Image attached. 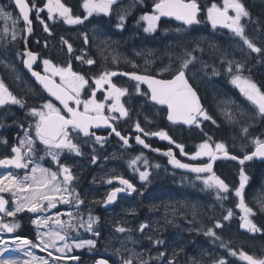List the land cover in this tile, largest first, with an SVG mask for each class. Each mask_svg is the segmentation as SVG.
<instances>
[{"label": "flooded vegetation", "instance_id": "af4514ba", "mask_svg": "<svg viewBox=\"0 0 264 264\" xmlns=\"http://www.w3.org/2000/svg\"><path fill=\"white\" fill-rule=\"evenodd\" d=\"M0 1L3 2L6 0ZM9 1L10 7L17 13L21 21L18 12L15 10L13 1ZM120 1L122 0H118L115 4L119 3ZM28 2L30 5L34 3L36 8L31 11L30 20L32 21L33 31L27 39V47L32 52L37 54V61L33 66V70L44 75L45 66L43 61L45 59L52 61L53 65L59 64V66H62L68 64L69 52L66 49L67 45L63 42L62 43L66 49L65 52H56L54 48L56 43H54L52 40V38H54L53 33L49 32V28V31L47 32L44 30L45 24L47 25L48 23H51V19L48 17L47 9L44 8V5L47 3L46 0H28ZM240 2L245 5L247 11H250V19L243 18L242 23L247 27L250 26L252 35H255V38H251V41L257 47L261 48L262 52L259 54L251 52L247 46L243 44V41L239 43L237 47H230L227 49H204L202 54H198V50H191V52H193L192 56L195 57V59L190 64L189 69L186 72V76L189 80V83L198 93L204 106L203 108L206 110L207 114L212 117L211 120H205L203 117H201L199 126L195 124L194 125L201 128L202 121H209L208 124L210 125L212 132L224 130L232 137L244 134L253 136L254 138H264V116L259 114L256 107L240 91V88L231 82L232 76L235 73L233 72L230 74L228 72L227 61H239L244 65V71L242 75L255 83L261 91H264V0H240ZM197 3L201 7V11L198 14V20L200 21L199 23L185 26L173 20L164 21L160 19V25L165 26V31L169 29L170 25L179 27L182 26L184 28L191 29V44H187L185 41L180 42V44H187V46L190 47L191 45L193 47L194 44H198L201 36L206 37V35L209 34H212V38L217 39L218 41L219 37H222L224 41L228 40L226 36L229 35L231 31L222 26L213 28L211 22H208L207 20V8L205 2L203 0H197ZM146 6L149 5L146 4ZM37 9H43V11L38 12ZM146 9L149 10L148 8ZM229 15H234V12L229 10ZM41 21H43V23ZM100 24L103 23L100 22ZM21 25L24 27L22 23ZM103 25L104 30L107 29V35L110 37L113 36L114 34H111L113 32L108 29V27H105V23ZM65 30L69 33L68 36L66 33L63 34V39L67 40L68 43L70 40L76 39L79 47V50L73 51L71 53L78 52V56L82 57V60H84L86 45L84 44V39L82 36H87L90 44L94 43L89 45V47L93 49L95 47V42L93 39L94 34L87 33V27L84 23L67 27ZM143 36L144 35H142V37ZM167 37L174 41L177 40L173 36ZM167 37L165 34H160V40H162L163 43ZM60 44L61 42L58 41V45ZM127 45H129L127 47L130 48L132 45H137V43L134 44L127 42ZM166 45H169V42ZM173 47L174 48H170L167 46L163 47L162 49H158V51H162V54L157 59H153V61H151V58L144 59V57L136 59L137 61L130 60V62L135 65L126 66V68L124 67L121 70L124 73L135 72L161 79H171L175 74V71L178 69L182 59L188 58L185 55V52L190 48H182L179 46V43L173 44ZM24 50L25 44L23 42V38H19L17 42H14L13 45H0V60L5 61L7 64L12 66V68H6L4 63H0V79H3L9 90L19 99H21L25 105L24 107L12 104L0 106V159L11 158L15 155L12 152V148L14 146H20V140L25 138V130H28L35 139L34 127L30 129L29 126L34 125L38 117H33L30 114V109L34 107L39 108V106L50 99L45 94L43 89L31 78L30 74L24 69ZM92 57L93 56H90V58ZM108 59L109 65L95 64L89 67H86V64L79 59V69L76 71L82 75H87L90 79L93 72L98 70L100 65L102 66L98 71L99 74L105 71V67L108 68V70L110 69L109 71H112L114 68L117 69V65L113 63L112 58L109 56ZM96 60H99L100 62L101 58L96 56ZM72 66L74 69H77V67H74V65ZM122 77L124 78V83L122 82L119 84L116 80L117 76L112 78V82L128 89V94L124 97H121V102L123 101L122 103L126 104L131 103L135 105V107L129 112L130 116L119 119L114 123L113 126L121 133V135L128 138L129 145H124L123 142L120 141L113 133L110 135L111 128H106L103 126L100 128L93 127L91 129V131H93L96 136L106 137L103 146L98 143H94V138H85L82 134L79 137H74L73 142L80 145L82 154L76 155L75 153H69L65 150L60 155L59 163L70 167L73 176L76 178L72 182L71 188L74 189L76 193H79V198L83 201V204L77 206L75 202L71 204H64L61 202L58 203L55 208L49 209L47 212H41L39 215L46 217L49 215L54 216L56 213H62L64 215H61L60 219L67 221L69 217L66 215V213L71 212L74 217L78 215L84 220H87L88 214L90 212L93 217L99 218L98 223L93 226L94 230L99 232V236H95L93 233L87 232L84 228L74 230L70 233V241L71 239H92L96 241L95 246L91 248L85 246L84 248H80L78 250H75L73 247L72 251L66 254V257L77 255L75 257L78 259L73 260L66 258L58 261L57 264H98L99 259H105L111 264H120L114 255L116 250L112 248H115L116 245L119 247L118 241L119 237H121V234L122 236L128 235L131 239L134 238L136 243L140 242L142 244V248L145 251V256L148 258L151 257L153 262L156 261V257L153 256L154 254L152 253L156 252L157 254H165L163 256V261L172 260L173 264H188L187 256L192 255L191 253L193 250L191 249L190 245H185L184 250H186V252H181L179 249H177L175 246L178 244L177 237L179 233L184 232V236L186 238L188 235L191 240H194L197 238V230L193 229L190 232H186V230L181 229L180 225L175 224L178 219L181 222V214L176 209V201L171 203V200L169 199L168 202L170 203V209L178 218L169 225L156 226L158 229L153 230L151 243V239H149V237H151V234L149 235V229L154 226L149 223V178L145 182L141 181L139 178L140 170L136 171L134 168L131 169L127 166V162L136 156H139L140 153H142V156L144 157L143 148L138 146L134 140L137 134L143 137L145 141L150 144H152V141H155L154 139H157L160 142L163 141L171 145V143L165 139H162L160 136H145L144 133L137 132L130 128L133 123L131 118H137L148 123L152 122V124L164 120L167 124L169 123L166 118L167 110L164 107H158L150 101L149 92L143 83H140V91L137 92V82L128 76ZM55 79L57 83H59V77H55ZM90 84L93 85L91 80ZM144 93H147V95ZM97 95H101V92L97 91ZM135 96L136 98H134ZM81 99L84 100V97H81ZM52 101L56 107L61 108L62 111H64L57 102L54 100ZM225 104L226 106L228 105V107L229 104H233L230 107V111L228 108L224 107ZM80 107L82 111L83 106L81 105ZM106 109L104 110V115H109ZM226 113H231L235 119L230 121L226 117ZM112 115L117 114L115 113ZM213 121H215V123H213ZM21 125L23 127H21ZM176 125L178 126L176 129L178 132L183 133L182 131L187 129L180 124ZM244 128L248 129L247 133L243 131ZM148 129L149 128L147 125L145 132L153 133V131L149 132ZM178 143L183 145L181 142ZM172 145L168 148H174L177 157H183L176 146ZM34 148V153H28L27 146L22 148V152L30 155L36 164H39L44 168H48L51 171H58L57 163L53 161L50 156L45 154L46 148L42 143L37 140ZM253 148L254 145L251 146L247 152L250 153ZM93 149H95V151H93ZM184 152L189 154L185 149ZM93 155L97 157L95 163L92 162ZM40 157H43V159H40ZM183 158L189 162L193 161L185 157ZM164 160L166 162V159ZM194 162L201 163L198 161ZM220 163L221 162L219 161L215 164L214 173L229 185V191L227 193H221V196L225 198L220 199V209L217 208V205L211 206L210 202H208L209 204L207 206H209V210L210 208H213V210L210 211V215L215 216L213 219L218 220L223 225V227L217 230L216 233L218 237H222V242L226 246L222 247V243H218V241H220L219 239L215 240L213 237L208 236L209 250L206 264H214V262H217L221 259H223L226 264H248V262L243 260L239 255L241 251L253 256L256 259H264V211H261V205H264V194H260L261 191L264 192V183H262L264 181V175H262L264 173V160H252L251 162L247 163V166L253 164L252 167L254 171L252 176H248L246 170H244L245 175L248 177V180L245 183V188L243 189L245 203L249 207L253 208L255 212V215L250 216L249 219H251L253 223H255L260 229V231L255 233L248 232L246 229L241 228V224L244 221L240 218V215H242L243 211L240 208L236 210L238 215L234 216V220L231 221L230 219H223V217L227 215L228 212V199L231 188L228 180H226V178L221 175V173L223 175L229 174V168L224 166L225 164L221 163V173H219L217 168L219 167ZM137 165H139V162ZM144 170L142 169V171ZM8 172H11L17 177H23L26 172L31 174V166L28 169H16L14 166H0V175H5ZM116 177H123L124 179L129 180L135 186L136 191L122 192L118 194L115 201L105 205L103 201L106 199L107 194L111 192L113 188L122 187L119 181L115 179ZM239 177L237 178L238 183H240ZM258 177L260 178L259 180ZM109 179H112L113 181L111 184L107 182ZM170 181L172 182V180ZM237 187H239L238 184ZM256 193H259V196L257 195L255 197ZM210 194L211 195H207L208 197L206 200L211 199L210 201L213 202L214 197H217V192H210ZM0 195H2L4 199L8 201V204L5 206L6 209L9 211L13 210L15 207V198L13 197L12 193L5 192L0 193ZM193 195H197L196 191L193 192ZM252 195L254 198L250 197ZM201 197L205 199L204 195H201ZM137 200H139L138 210H135L132 214L126 213L124 211L125 207H131L134 202L135 205H137ZM0 217H3L5 223L11 224L14 222L19 225L13 233H0V236L9 241V250L0 255V258H8L11 256L20 260L21 262L26 260L30 261L31 258L28 260L25 255V251L28 249L17 248L15 245L11 244V240L15 236H20L37 243V228L34 224H32V220L37 218V214L30 213L27 209H25L23 212L17 213L15 217H6L3 213H0ZM113 220L114 223L116 222L117 226L119 225L125 227L128 229V231L124 233L117 232V235L113 236L110 231V225ZM128 220L130 221V225H127ZM142 223H147L149 225V227L146 228L144 232L139 231V226ZM47 230L48 229L44 227H41L40 229L41 232ZM155 240L163 241V243L155 244L153 243ZM193 242L198 241L195 240ZM0 247H2V245H0ZM160 247L163 248L160 249ZM32 249L33 248H31V251ZM50 251L53 252V249ZM232 251L236 252V255H232ZM47 259L51 264L53 257L47 256ZM119 260L122 261V258Z\"/></svg>", "mask_w": 264, "mask_h": 264}, {"label": "snow or ice", "instance_id": "6c2138e0", "mask_svg": "<svg viewBox=\"0 0 264 264\" xmlns=\"http://www.w3.org/2000/svg\"><path fill=\"white\" fill-rule=\"evenodd\" d=\"M117 2V0H83V8L91 16L93 13H105L110 12L111 7ZM15 5L19 9L20 18L26 25L27 31H32L30 20V12L36 8L33 3L31 6L27 0H15ZM47 9L49 19H53L55 15H58L68 25H77L83 23V19L80 16H74L72 9L66 6L62 0H47L44 5ZM229 10L234 12V15H229ZM37 11H43V9H37ZM201 11L200 5L197 0H157L154 4L153 14H145L141 17L142 20L147 21L148 27L144 30L146 32L154 31L156 29V22L161 16L174 17L178 21H182L184 25L197 24L198 14ZM0 17L4 20L12 21V39H16L15 25L17 20L14 19L11 13L5 12L3 8H0ZM243 18L250 19V13L246 10L245 5L240 0H223V7H219L216 3H212L207 8V19L211 22L212 27L216 28L218 25L229 29L236 37H239L243 41V44L254 53H261L262 49L257 47L246 35L245 25L242 23ZM120 20H124V16H120ZM43 23V21H41ZM44 30L49 31L48 26L45 24ZM9 29L5 27L4 32L7 33ZM62 42L67 45V51L71 53L73 51L72 45L67 40L61 38ZM85 42L87 38L85 37ZM27 59L23 62L25 66L31 70L32 63L37 59V56L32 52H27ZM187 59H182L178 69L171 79H157L150 75H140L135 72L122 73L124 76L130 77L136 81V91H140V83H146L150 90V99L159 105H166L168 108V120L172 122H182L186 125L199 126L200 118L205 120H211L206 110L200 103V99L193 89L192 85L186 76V72L189 69L190 64L195 57L189 52H185ZM82 60V57H77ZM179 59V57H178ZM83 63L93 65L95 61L93 59L82 60ZM0 63H4L6 68H12L11 65L5 61L0 60ZM228 72L235 73L232 76V83L240 88L243 95L256 107L259 114L264 116V91H261L255 83L250 79L242 75L244 71V65L239 61L228 60ZM45 66V74L41 75L39 72L32 71V75L43 86L51 97L59 101L62 105L61 108L56 107L51 99L43 103L40 108H31L30 114L33 117H38L34 125H30L29 128L34 127L35 139L32 137L28 130H25V138L20 140V146H14L12 152L15 154L11 158L0 159V166H14L16 169H28L31 166V174L25 173L23 177H17L11 172L5 175H0V193L11 192L15 198V207L9 211L6 209L8 201L0 195V213H3L6 217H15L17 213L23 212L27 209L30 213L37 214V218L32 220L37 228V241L33 242L30 239L15 236L11 240V244L17 248L28 250L25 251V255L31 257V261H23L9 256L8 258H0V264H32L33 261H38L39 264H50V261L40 257H36L31 248H39L41 251H46L49 257H53L51 264H57L58 261L66 258L73 260L78 259L75 256L66 257L65 252H71L73 247L76 249L84 248L85 246L91 248L95 246L96 241L71 239L70 233L74 230L84 228L87 232L93 233L95 236H99V232L94 230V225L98 223V217H93L89 212L87 220L77 216H73L71 212L66 213L69 217L67 221L60 219L62 213H56L54 216H41V212H47L49 209L56 207L58 203L71 204L75 202L77 206L83 204V201L79 198V193H76L71 188L72 182L76 179L69 166L60 164L59 159L61 153L65 150L69 153H75L81 155L80 145L73 142L74 137H79L81 134L85 138H94V143H98L103 146L106 137L96 136L91 129L93 127L100 128L101 126L110 127L111 133H114L124 145H129L127 137L121 135L119 131L113 126L121 118L129 116V110L121 102V97L128 94V89L118 87L112 82V78L117 76L115 71H104L98 76L92 77V81L95 87L89 84V79L84 75L72 71L71 65L67 67H58L52 64V61L45 59L43 61ZM14 71V69H13ZM55 77H59V83H57ZM105 85L107 87L105 88ZM87 87L91 88V94L85 100L81 99L82 91ZM104 89L105 96L103 101L96 99V94L99 89ZM147 95V93H144ZM111 103H107V101ZM19 105L24 107V102L14 95L9 88L5 85L3 79H0V106L4 105ZM74 105V106H73ZM83 110L81 111V107ZM107 107L109 115H104V110ZM116 113L118 115H112ZM226 117L233 121L235 117L231 113H226ZM215 123V121H213ZM21 127H23L21 125ZM135 129L138 132L144 133L145 136L153 135L160 136L162 139H167L171 143L175 144V141L171 140V137L166 132L160 131L155 133H147L141 128L140 123L136 122ZM243 131L247 133L248 129L244 128ZM137 143L143 145L145 148L150 147L145 144L144 140L139 135L136 136ZM42 143L46 148V155L50 156L53 161L57 163L58 171H51L48 168H44L39 164H36L30 155L22 152V148L27 146L28 153H34V145L36 141ZM6 143V141H5ZM254 145V151L245 154L242 158L236 156H230L227 147L222 142H216L214 144L209 141H204L198 147L199 150L192 157L196 159L198 157H208L209 163L202 165H192L182 163L180 160L175 159L173 152L169 149L165 154L169 157L170 163L174 164L178 168L189 169L191 172L202 174L210 173L206 177L197 176L198 179H202L204 185L208 189H215L217 192V198L222 199L221 193H227L229 191V185L224 182L220 177L216 176L212 169V161L218 158V154H222L225 158L232 160H238L241 165L245 161H250L253 158H264V140L259 137L254 138L252 141ZM183 153V145H176ZM95 151V149H93ZM159 151V149H156ZM187 155L186 153H183ZM43 159V157H40ZM142 159V156H136L129 163L134 170L139 171L137 164ZM97 157L92 156V162L95 163ZM145 165L148 164L146 159L143 160ZM149 172L147 168L144 171H139V178L141 181H147ZM122 185V187H116L111 190L103 201L105 205L115 201L118 194L122 192H134L135 186L127 179L123 177H116ZM248 177L245 175L243 168L240 170V184L235 189V196L239 198L237 207L243 210L244 215L241 219L244 221L241 224V228L246 229L248 232H258L260 229L251 219L250 216H254L255 212L253 208L249 207L245 203L243 189ZM111 184L113 181L109 179L107 181ZM261 211H264V205H261ZM233 213L228 210L227 215L223 217L224 220H229ZM75 221V222H74ZM19 225L17 223H5L3 217H0V233L7 232L13 233ZM54 226V227H53ZM41 227L48 229L41 232ZM149 225L142 223L139 226V231L144 232ZM223 225L217 221L213 228H208L204 233L207 236H211L214 239H220L216 235L214 228H221ZM116 231L124 233L128 231L125 227L117 226ZM151 239V237H149ZM58 242H60L58 244ZM155 244H162L163 241L155 240ZM0 255L9 250V241L0 236ZM222 247L226 245L221 244ZM49 249H55L60 253L59 256H53V252ZM119 251V249L117 250ZM130 255L127 259L122 258V264H148L147 260H144L140 254L135 253L132 250H127ZM231 251V250H230ZM232 255H236V252L232 251ZM161 257L165 254L160 253ZM241 258L248 262V264H264V259H256L253 256L241 251L239 253ZM98 264H107V261H99ZM168 264H173L172 260L168 261ZM214 264H226L221 259Z\"/></svg>", "mask_w": 264, "mask_h": 264}, {"label": "rangeland", "instance_id": "374dc122", "mask_svg": "<svg viewBox=\"0 0 264 264\" xmlns=\"http://www.w3.org/2000/svg\"><path fill=\"white\" fill-rule=\"evenodd\" d=\"M203 1L206 4V8L210 7L212 3H216L219 7L223 6V0H203ZM46 2H47V0H46ZM156 2H157V0H122L117 4H114L111 7L110 12L108 14L93 13L91 16H89L88 13L83 8V2H82V9L84 12V16L82 17L83 23L87 27V33H93L94 34L93 39L95 42V47L93 49L89 47L91 50H93L92 54L88 55L87 51L85 50L84 54L86 56H85L84 61H86L87 59H93L95 61V63L93 65H95V64H104V65L107 64V65H109L108 57L110 56L113 60V63H115L117 65V69L114 68L112 71H115L118 73L116 80L119 84H121L122 82L124 83V78L122 77V76H124V75H122V73H124V72L121 69L124 68L125 66H131V65L134 66L135 65V64L131 63L130 60L137 61L136 59H140V58L144 57V59L145 58L146 59L151 58V61H153V59H155V58L157 59L162 54V51H158V49H162L163 47H167V46H169L170 48H174L173 44L179 43L180 47L189 48L190 46H187V44H189L191 42V29H189V28H184L182 26L179 27V26L170 25L169 29L165 31L166 28H165V26L160 25V19H159L156 22V29L154 31L146 32L144 30L146 27H148V23H147V21L142 20L141 17L144 16L145 14H153V12H154L153 6ZM146 4H148L149 6H146ZM0 8H3V10L5 12L11 13L12 17L17 20V23L15 25V31H16L17 35H16V39L13 40L12 39V27H13L12 21L11 20L6 21L2 17H0V45L1 44H2V46L13 45L14 42H17V40L19 38L20 39L23 38V27L21 25V21L17 15V13L10 7V1L9 0L1 2ZM146 8H148L149 10H147ZM249 13H250V11H249ZM121 15L124 16L123 21L120 20ZM101 20L103 21V23H105V25H106L105 27H108V29H110L113 32V33H111V34H114L113 36L110 37L109 35H107V33H106L107 29L104 30V25L100 24ZM60 21H62L66 27L74 26V25L66 24L63 21V19L61 17H59L58 15H55L54 18L51 19V22H60ZM88 22H90L91 24H89ZM208 22H209V20H208ZM89 26H91V27H89ZM5 27H7L9 29V31L7 33L4 32ZM160 34H165L166 37L167 36H173L177 40L174 41V40H171L167 37L163 43L162 40H160ZM142 35H144V36L142 37ZM245 35L250 40H251V38H253V39L255 38V35L254 34L252 35V33L250 31V26L249 27L245 26ZM85 37L87 38V36H82V38L84 39V44L87 47L91 44H94V43L90 44L88 38H87V42H85ZM212 37H213L212 34L206 35V37L201 36L198 44L193 43L194 46L192 47V45H191V47L189 49H187L186 52H189L192 55L193 52H191V50H198V54H202V51L204 49H221V48L227 49L230 47H237L239 45V43L242 42V40H240L239 37H236L232 32H230V34L226 36V38H228V40H226V41H224V39L222 37H219V41L217 39H213ZM121 38H122V40H121ZM167 41L169 42V45H166L168 43ZM181 41H185V42H187V44L186 45H184L183 43L180 44ZM127 42L128 43H134V44L137 43V45H132L129 48V47H127V46H129V45H127ZM90 56H93V57L90 58ZM96 56H98V58H101L100 62L99 61L97 62ZM102 59H103V62H102ZM120 62H123V63H120ZM69 64L70 63L62 65V66H59V64H54V65L58 66V67H67ZM85 64H86V67L91 66V65H88L87 63H85ZM101 66L102 65L99 66L98 70L93 72V74L91 75V78L99 75L98 71L101 68ZM71 68H72V71L77 72L73 68L72 65H71ZM104 70L109 71L110 69L108 70V68L105 67ZM97 73H98V75H97ZM84 76L86 78H88L87 75H84ZM91 78L90 79L88 78L89 84H90V80H91V82H93ZM90 85L92 87H95L94 83H93V85L92 84H90ZM117 86L121 87L119 85H117ZM106 87L107 86L105 85V88ZM98 91L101 92V95L96 94V99L98 101H103L104 96H105L104 89L102 88V89H99ZM90 94H91V88L86 86V88L81 93V97H84V100H85L89 97ZM134 98H136V96ZM108 103L110 104L111 101L109 100ZM123 104L129 110V112L132 111L133 108L135 107V105H133L131 103H129V104L123 103ZM232 105L229 104V107H228V105L226 106V104H225L224 107L228 108V110L230 111V107ZM39 108H40V106H39ZM112 114H115V113H112ZM131 119H133V118H131ZM136 122L140 123V126H141V128L144 129V131H145V127H147V125H148V128H150V125H151L153 130H151L150 132H152V131H153V133L160 132V131L166 132L167 135L169 137H171V140L174 141L173 140V133H172L171 129L166 128L164 130V129L159 128V126H158L159 122H155V124H152V123H148L146 121H141V120L137 119L131 125L134 130H136L135 129ZM175 131L178 132L177 130H175ZM179 133L183 134L181 132H178V134ZM148 136H152V135H148ZM178 138L180 139L181 136H178ZM253 139H254L253 136H248V135H244V134L239 135V136H234L233 137L234 143H231V144L234 146V149L237 152L244 153L245 150H248L251 146H253V144H252ZM165 140H167V139H165ZM167 141L169 143H171L169 140H167ZM203 142H200V143L194 145V149H192V152H190L187 155L183 154V153H185L184 152V146H183V153H181V150L176 146V145H180L178 142L175 141V144H173V143H171V144L176 146V148L179 150L180 154L183 157L190 159V160H193V161H197V160L208 159V157H206V156L198 157L196 159L192 158L194 156V154L199 150L198 146ZM209 143L213 144V147H214V144L216 142L212 143L209 141ZM139 156H142V153H140ZM144 159H146L148 161L147 165H145L142 162ZM130 161L127 162V166L132 169L133 167L130 166V163H129ZM138 162H139V165H137V167L140 171H142V169L144 170L145 168H147V171L149 172V177H148L149 178L148 185H149V189H150V195H149L150 196V198H149L150 221H149V223L152 224V226H154V227H151L149 229V235L151 234V243H152V232H153V230L158 229V227H156V226L169 225L170 223H172L174 220H176L178 218V217H176L175 214H173V212L170 209V204L168 203L169 199L171 200L172 203L175 200L176 204H177L176 209L182 215V217L180 218L181 222L178 219L175 224L180 225L181 229L186 230V232H190L193 229H196L198 232L197 234L199 236L197 239L199 241H202V242L204 241L203 244L193 242V241H195V239L191 240L188 235L186 238L184 236L185 233L183 232V233L178 234V237H177V243L178 244H176L175 246L181 252H186V250H184L185 245L191 246V249L193 251L191 253L192 255L187 256L188 257V264H206L207 263L208 250H209V247H208L209 238L204 233L207 231L208 228H213L214 224L218 221V220L213 219L215 216L210 215V211L213 210V208H210V210H209V206H207V205L209 204L208 202H210L211 206L217 205V208L220 209V202H221V200L218 199L217 197H214L213 202L210 201L211 199L206 200V198L208 197L207 195H211L210 192H214L216 190L206 188L202 179H198L197 177H195V178L191 177L190 178L188 176H182V175H177L175 173L168 172L166 170V167L161 166L162 164H161V161H159V160L153 161V159H149V158H147V156L146 157L144 156L142 158V160H140ZM142 163H143V167H142ZM224 166L230 168V166H228V164L227 165L225 164ZM240 168L241 167H239V169H238L239 173L241 170ZM252 169H253V167H252ZM167 177H169V178H167ZM170 180H172V182ZM262 183H264V181ZM238 184H240V183H238ZM199 189H201L203 193H201L199 191ZM194 191H196L197 195H193ZM262 192L263 191H261L260 194H264V192L263 193ZM258 194L259 193H256L255 197ZM201 195H204L205 199H203L201 197ZM250 197L254 198L253 195ZM166 200H167V202H166ZM138 202H139V200H137V205H135V202H134L131 207L130 206L125 207L124 211L126 213L132 214L135 210H138ZM167 208H169V209H167ZM243 215H244V213L242 211V215H240V218ZM233 217H234V215H233ZM127 225H130L129 220H128ZM110 227L109 228H110L112 235L116 236L117 235V231H116L117 225H116V222L114 223V220H113V222H111ZM219 229L220 228H214V231L216 232ZM216 235H217V233H216ZM37 243H38V241H37ZM59 243L60 242H58V244ZM118 243H119L118 244L119 247H117V245H116L115 248H112V249L116 250L114 255L120 264H122V261L119 260L120 258L127 259L128 256L130 255V252L127 250H132L135 253L140 254L144 260L148 261V264H156V263L157 264H168V260L163 261V257H161L156 252L152 253V254H154L153 256L156 257V261L153 262L152 261L153 259L151 257L150 258L146 257L145 251L142 248V244L140 242L136 243L134 238L131 239L128 235L122 236V234H121V237H119ZM162 248L163 247H160V249H162ZM104 249H106V248H104ZM118 249H119V251H117ZM49 250H51V249H49ZM75 250H78V249L75 248ZM32 252L36 257L47 259L48 255H47L46 251H41V249H39V248H33ZM67 253L68 252L66 251L64 255L66 256ZM53 254H54V256L55 255L56 256L61 255L60 253L56 252L55 249H53ZM75 256H77V255H75ZM26 257L28 258V260L31 258L28 256H26ZM32 264H39V262L33 261ZM137 264H138V262H137Z\"/></svg>", "mask_w": 264, "mask_h": 264}, {"label": "trees", "instance_id": "16d2710c", "mask_svg": "<svg viewBox=\"0 0 264 264\" xmlns=\"http://www.w3.org/2000/svg\"><path fill=\"white\" fill-rule=\"evenodd\" d=\"M62 2L66 6H68V7H70L72 9V14L74 16H80L81 18L84 16V12H83V9H82L83 0H62ZM101 22L103 23L102 20H101ZM47 26L50 29L49 32L53 33V35H54V38L52 40L54 41V43H56V45L54 47L55 51L58 52V53H61L63 51L65 52V46L63 45L62 40H60V38H62L63 34L66 33V35L68 36V33H69V32H67L65 30V28H67L65 26V24L62 21H60V22L48 23ZM58 41L61 42V44L59 46H58ZM70 42H71L73 51L79 50V47H78L76 39L75 40H70ZM85 50L87 51L88 55L92 54V50L89 48V46L88 47L86 46ZM77 57H79L78 56V52L68 53V59H69L68 63H70L71 65H74V67H77V69H75V70L79 69V64H80L79 63V59H77ZM125 68H126V66H125ZM132 120L134 122L135 120H137V118H133ZM208 123H209V121H202L201 128L196 127L194 125L193 127H190V128H187L186 130H183L182 131L183 134L179 133L180 135L178 134V132L175 131L177 129V127H178L177 125H170L169 123L166 124L164 120H161L159 122L158 126H159V128L164 129V130L166 128H170L172 133H173V140L176 141V142H181L183 144V146H184V149L186 151H188V153L192 152V149H194V145L207 140V141H210L212 143L222 142V143H224L226 145L227 150L229 152L234 153V154H236L238 156H242V153L241 152H237L234 149V146L231 144V143H234L232 136L228 135V133L226 131H224V130L223 131L212 132L211 128H210V125ZM130 128H132V126H130ZM145 129H146V127H145ZM148 130H150V131L153 130L151 125H150V128ZM178 136H181V138L179 139ZM260 139H264V138H260ZM154 140L155 141H152V145L153 146H158L160 148L171 147V145L167 144L166 142H163V141L160 142L157 139H154ZM143 155L145 157L147 156V158H149V159H153V161H155V160L161 161V164H162L161 166L166 167V170L168 172L175 173L177 175L188 176L190 178L194 177L192 175H185V174H181L179 172L171 170L168 166H166V162H165V160L163 158H161L159 156H155L151 152L143 151ZM180 158L182 160H184V161H187L186 159H184L181 156H180ZM199 161H201V160H199ZM202 161H205V160H202ZM221 163L222 164H226V165L228 164V166H230L229 174L223 175L221 173V170H220L221 169ZM221 163L219 164V167L217 169L219 170V173H221V175L223 177H225L226 180H228V182L230 184L231 191H230V196H229V200H228V209L231 210V211H234L235 210V203L237 202V200L235 199L234 192H235V189L237 188V184H238L237 178L240 176V173L238 171L239 166L237 164L229 162V161H222ZM252 165H250V166L246 165L244 167L246 169L247 174L250 175V176H252V170H251L252 169ZM199 191L201 193H203L201 189H199ZM219 240L220 241H218V243L221 244L222 243V237H220Z\"/></svg>", "mask_w": 264, "mask_h": 264}, {"label": "water", "instance_id": "95a60500", "mask_svg": "<svg viewBox=\"0 0 264 264\" xmlns=\"http://www.w3.org/2000/svg\"><path fill=\"white\" fill-rule=\"evenodd\" d=\"M13 1V4H14V7H15V10L18 12V14H19V16H20V13H19V9H18V7L15 5V0H12ZM31 15V12H30V14H29V16ZM162 20H173V21H176V22H178V23H181V24H183V22L182 21H178V20H176L174 17H165V16H161L160 17ZM21 21H22V18H21ZM22 23L24 24V37H23V42H24V44H25V50H24V52H23V54H24V59H23V61L25 60V59H27L28 57H27V55H26V53L27 52H32L28 47H27V39L29 38V36L31 35V33H32V31H33V29H32V31L29 33L28 31H27V29H26V25H25V23L22 21ZM184 25V24H183ZM185 26H189V25H185ZM218 26H220V25H218ZM31 28H32V23H31ZM33 54H35L36 56H37V54L36 53H34V52H32ZM37 61V59L32 63V69L31 70H29L26 66H25V64H24V62H23V65H24V69L30 74V76H31V78L43 89V91L45 92V94L50 98V99H52V100H54L55 102H57L61 107H62V105L59 103V101H57V100H55V98L54 97H51L50 96V94L46 91V90H44V88H43V86L36 80V78L32 75V71H34L33 70V66L35 65V62ZM37 72V71H36ZM41 74V73H40ZM138 74V73H137ZM41 75H43V74H41ZM140 75H143V74H140ZM155 78H157V79H161V78H158V77H155ZM143 85L147 88V90H148V92H149V98H150V90L148 89V86H147V84L146 83H143ZM194 89V88H193ZM195 90V89H194ZM196 91V90H195ZM197 93V92H196ZM197 95H198V93H197ZM198 97H199V95H198ZM199 99H200V97H199ZM150 101L152 102V103H154L155 105H157V106H160V107H164V108H166V110H167V116H166V118H167V121L169 122V123H172V124H181V125H183V126H186V127H190V126H192V125H186V124H183L182 122H172V121H169L168 120V108H167V106L166 105H159V104H157V103H155L154 101H152L151 99H150ZM200 103H201V105L203 106V104H202V102H201V99H200ZM63 108V107H62ZM103 127H105V126H103ZM106 128H110V127H106ZM114 134V133H113ZM115 135V134H114ZM116 136V135H115ZM140 136V135H139ZM117 137V136H116ZM141 137V136H140ZM118 138V137H117ZM136 138V137H135ZM134 138V140H135V143L138 145V146H141L143 149H145L146 151H150V152H152L154 155H160L161 157H163V158H166V163H167V165H168V167L169 168H171V169H173V170H176V171H178V172H181V173H187V174H193V175H207V174H210V173H202V174H197V173H194V172H191L189 169H183V168H178V167H176L174 164H172V163H170L169 161H170V159H171V157H169V156H167L165 153L169 150V149H167V150H165V149H161V148H159V147H152L150 144H148V143H146V141H145V139L143 138V137H141V139H143L144 140V142H145V144H147V145H149L150 147H148V148H145L143 145H141V144H139V143H137V141H136V139ZM119 139V138H118ZM120 140V139H119ZM121 141V140H120ZM156 149H159V151H156ZM170 150L173 152V154H174V156H175V159H177V160H180L176 155H175V151H174V149H172V148H170ZM253 151H254V149H253ZM229 155L230 156H236V157H240V156H237V155H235V154H233V153H230L229 152ZM243 157V156H242ZM242 157H240V158H242ZM254 160H257V161H261V160H264V158H260V157H256V158H253ZM252 159V160H253ZM220 160H226V161H231V162H235V163H237V164H239V165H241L240 163H239V161L238 160H232V159H230V158H225V157H223V155L222 154H218V158L215 160V161H212V169H213V171H214V167H215V164L218 162V161H220ZM182 163H186V164H192V165H202V164H207V163H209L210 161L208 160L207 162H205V163H189V162H184V161H182V160H180ZM251 161V160H250ZM250 161H245V163L244 164H246V163H248V162H250ZM243 164V165H244ZM100 261H102V260H100ZM103 261H105V260H103ZM107 264H111L110 262H108L107 261Z\"/></svg>", "mask_w": 264, "mask_h": 264}, {"label": "bare ground", "instance_id": "6f19581e", "mask_svg": "<svg viewBox=\"0 0 264 264\" xmlns=\"http://www.w3.org/2000/svg\"><path fill=\"white\" fill-rule=\"evenodd\" d=\"M256 5V4H255ZM46 36H48V35H46ZM58 38V37H57ZM60 38V37H59ZM48 39H50V38H48ZM53 39V38H52ZM59 46V45H58ZM94 47V46H93ZM67 49V48H66ZM65 49V50H66ZM98 49V48H97ZM95 51V50H94ZM98 52V51H97ZM97 54V53H96ZM99 60H97V62H98ZM258 165V164H257ZM259 166V165H258ZM257 166V167H258ZM260 167H262V166H260ZM263 169V168H262ZM259 170V169H258ZM263 171V170H262ZM258 172V171H257ZM260 172H261V169H260ZM261 175V174H260ZM262 175H264V173L262 174ZM263 177V176H262ZM260 178L258 177V180H259ZM256 182V181H255ZM164 200V199H163ZM165 201V200H164ZM175 201V200H174ZM166 202H167V200H166ZM169 203V202H168ZM172 203V202H171ZM161 204V203H160ZM170 204V203H169ZM166 205V204H165ZM168 205V204H167ZM165 207V206H164ZM162 208V207H161ZM167 209H169V208H167ZM206 222V221H205ZM167 223V222H166ZM196 243H199V244H203L204 243V241L202 242V241H198V242H196ZM195 249V248H194Z\"/></svg>", "mask_w": 264, "mask_h": 264}]
</instances>
